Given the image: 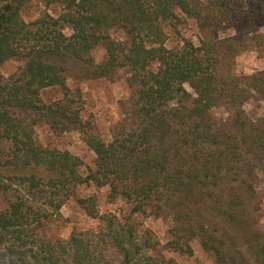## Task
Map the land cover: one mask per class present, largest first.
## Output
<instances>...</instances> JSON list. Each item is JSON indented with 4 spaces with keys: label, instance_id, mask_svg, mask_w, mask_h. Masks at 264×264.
Returning a JSON list of instances; mask_svg holds the SVG:
<instances>
[{
    "label": "trees",
    "instance_id": "trees-1",
    "mask_svg": "<svg viewBox=\"0 0 264 264\" xmlns=\"http://www.w3.org/2000/svg\"><path fill=\"white\" fill-rule=\"evenodd\" d=\"M31 1L0 0V66L22 62L12 76L0 73V195L7 201L0 264H179L157 253L150 232L101 214L94 196L80 197L78 189L90 185L127 200L132 215L171 219L168 246L176 251L191 253L198 240L217 264H251L240 241L251 243L245 228L255 223L245 214L246 193L264 164V117L252 120L244 106L264 100V70L238 74L233 66L262 38L216 31L264 22V0H41L61 13L27 22L22 9ZM182 15L198 24L199 45L184 39L170 48L168 30ZM120 30L128 40L114 37ZM98 47L106 52L100 63ZM72 62L84 65L85 79L129 74L131 94L110 140L83 117L82 92L67 83ZM47 90L59 97L46 102ZM220 108L227 118L215 115ZM40 124L80 133L96 155L94 168L84 174L78 156L44 147ZM70 200L97 225L68 239L42 235ZM254 255V264H264V245Z\"/></svg>",
    "mask_w": 264,
    "mask_h": 264
},
{
    "label": "rangeland",
    "instance_id": "rangeland-1",
    "mask_svg": "<svg viewBox=\"0 0 264 264\" xmlns=\"http://www.w3.org/2000/svg\"><path fill=\"white\" fill-rule=\"evenodd\" d=\"M207 1V0H203ZM54 16L61 13L58 6L48 8L41 0H34L22 9V16L25 21L31 22L45 12ZM182 23L176 29L168 30V47L173 48L182 44V40H192L199 45L200 30L195 20L182 15ZM65 33L70 36L72 30L65 29ZM220 37L227 38L242 35L243 39H253L261 36L260 43L253 40L254 44L249 50L242 53L235 59L233 70L238 74H252L264 70V22L254 19H247L235 27H222L216 31ZM114 37L128 40L123 31H114ZM259 41V40H258ZM263 43V45H259ZM106 52L103 47H98L94 51L97 63L104 60ZM22 66V62L8 60L0 66V73L8 78L12 76ZM70 72L67 83L72 89H80L84 100L83 117L91 121L96 133L102 135L106 140H110L115 127L121 120L120 103L131 94L128 85L129 74L122 70L116 76L114 82L104 78L85 79V67L79 62L70 64ZM59 97L58 90H47L43 92L46 102L55 100ZM245 111L252 120H259L264 117V100L259 98L252 99L244 106ZM218 118H227V109L220 108L214 110ZM37 140L48 148H57L62 151L68 150L78 156L82 162V173L87 174L90 168H94L96 155L84 142L82 135L78 132H67L64 134L55 133L48 125L40 124L36 127ZM254 192L246 193L250 198V204L245 210V214L252 218L254 225L245 228L251 242L246 244L240 241V247L244 254L251 259L254 264L257 258L252 257L253 252H257L259 245H264V164L254 171ZM80 197L94 196L97 201L98 210L101 214L111 213L122 220H130L138 224L140 231L150 232L158 242L157 253L167 258H173L179 264H217L201 246L198 240L191 243V253L176 251L168 246L171 239V229L173 221L168 218L146 217L144 215H132V205L122 197L112 199L108 187L97 188L95 185L82 186L78 189ZM7 201L0 195V211L7 206ZM61 217L51 222L45 223L40 229V233L52 240L68 239L73 232L88 231L97 225L96 220L88 217L84 210L74 201L70 200L61 210ZM256 219V220H255ZM258 235L256 236V234ZM254 236V238H253ZM244 255V256H245ZM240 254L238 255V260ZM259 264V263H256Z\"/></svg>",
    "mask_w": 264,
    "mask_h": 264
}]
</instances>
